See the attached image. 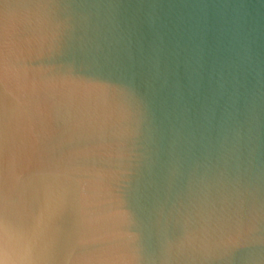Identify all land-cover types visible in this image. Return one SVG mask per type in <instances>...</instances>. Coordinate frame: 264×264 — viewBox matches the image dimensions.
<instances>
[{
    "label": "clouds",
    "instance_id": "1",
    "mask_svg": "<svg viewBox=\"0 0 264 264\" xmlns=\"http://www.w3.org/2000/svg\"><path fill=\"white\" fill-rule=\"evenodd\" d=\"M0 264H264V0H0Z\"/></svg>",
    "mask_w": 264,
    "mask_h": 264
}]
</instances>
